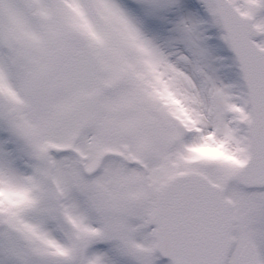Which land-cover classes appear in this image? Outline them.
I'll return each instance as SVG.
<instances>
[{"label":"snow or ice","instance_id":"6c2138e0","mask_svg":"<svg viewBox=\"0 0 264 264\" xmlns=\"http://www.w3.org/2000/svg\"><path fill=\"white\" fill-rule=\"evenodd\" d=\"M0 264H264V0H0Z\"/></svg>","mask_w":264,"mask_h":264}]
</instances>
